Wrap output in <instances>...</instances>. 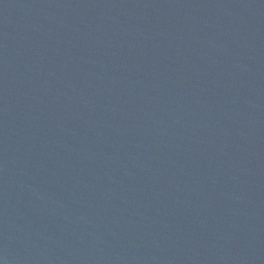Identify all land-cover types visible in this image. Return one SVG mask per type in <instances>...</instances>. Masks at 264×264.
<instances>
[{"label":"water","instance_id":"1","mask_svg":"<svg viewBox=\"0 0 264 264\" xmlns=\"http://www.w3.org/2000/svg\"><path fill=\"white\" fill-rule=\"evenodd\" d=\"M0 264H264V0H0Z\"/></svg>","mask_w":264,"mask_h":264}]
</instances>
